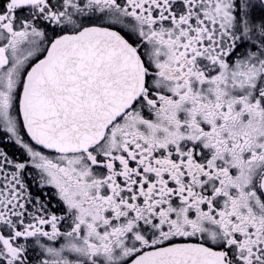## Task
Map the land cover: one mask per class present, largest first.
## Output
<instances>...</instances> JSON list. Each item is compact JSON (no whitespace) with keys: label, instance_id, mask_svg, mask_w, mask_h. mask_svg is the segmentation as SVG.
<instances>
[{"label":"snow or ice","instance_id":"1","mask_svg":"<svg viewBox=\"0 0 264 264\" xmlns=\"http://www.w3.org/2000/svg\"><path fill=\"white\" fill-rule=\"evenodd\" d=\"M0 264H264V0H0Z\"/></svg>","mask_w":264,"mask_h":264}]
</instances>
